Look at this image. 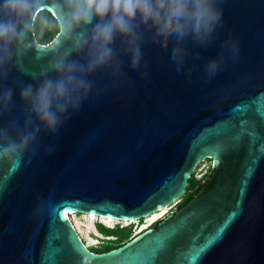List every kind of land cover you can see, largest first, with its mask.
Returning a JSON list of instances; mask_svg holds the SVG:
<instances>
[{"label": "water", "instance_id": "obj_1", "mask_svg": "<svg viewBox=\"0 0 264 264\" xmlns=\"http://www.w3.org/2000/svg\"><path fill=\"white\" fill-rule=\"evenodd\" d=\"M42 6L56 14L53 0ZM223 7L216 40L189 39L194 54L179 71L174 39L155 30L158 14L149 13L135 67L123 57L119 80L103 69L92 74L93 92L56 134L41 131L35 154L0 159V264H264V0H224ZM229 36L239 55L226 50L209 79L207 62ZM51 57L35 47L13 57L0 88L13 89L14 108L0 125H23L21 87L42 80ZM207 158L215 174L206 189L117 248L92 251L65 218L67 210L146 218L180 201Z\"/></svg>", "mask_w": 264, "mask_h": 264}, {"label": "clouds", "instance_id": "obj_2", "mask_svg": "<svg viewBox=\"0 0 264 264\" xmlns=\"http://www.w3.org/2000/svg\"><path fill=\"white\" fill-rule=\"evenodd\" d=\"M56 14H44L43 0H0V80L7 76L10 62L27 49L35 47L45 54L52 52L43 77L35 85L21 87L25 119L0 125V159L20 162L35 152L41 131L52 135L63 126L70 114L78 111L93 92L94 81L89 77L103 69L113 80L125 74V60L135 67L136 58L145 54L148 40V14H158L154 28L174 39L171 59L177 71L194 54L189 39L197 46L210 45L223 24L224 0H53ZM94 17L99 21L93 25ZM82 25H93L90 29ZM55 27L54 44L42 43L38 36ZM31 34L34 39H29ZM120 37L119 48L115 42ZM238 57L236 37L229 36L219 53L206 65L208 78L220 70L225 51ZM84 57L73 59L72 53ZM195 54H198L195 53ZM55 73V75H49ZM191 75V70L187 73ZM13 89L0 88V120L13 112ZM51 150V145L46 146Z\"/></svg>", "mask_w": 264, "mask_h": 264}, {"label": "trees", "instance_id": "obj_3", "mask_svg": "<svg viewBox=\"0 0 264 264\" xmlns=\"http://www.w3.org/2000/svg\"><path fill=\"white\" fill-rule=\"evenodd\" d=\"M46 16L49 18H52L54 15L51 13V11L47 10L44 12ZM57 35V31L55 27H49L44 30L42 34L38 36V40L42 43H48L50 42L55 36ZM211 160L212 159L208 158ZM204 177H198V173L193 172L192 177L189 179V185L187 187L186 192L182 196L181 200L177 203L176 206L178 208H182L185 206L198 192L199 189L203 186L204 183ZM145 218L139 219V223H143V220ZM162 218H159L155 220L150 227H156L159 223V221ZM139 223L135 224L134 222H131L129 224H123V223H117L114 226L106 225L103 222H97V230L102 235L101 238H99V243L90 245L89 248L94 252H105L109 251L111 249L117 248L126 242L130 241L132 238H134L136 235H138L140 232H136L137 228L139 227Z\"/></svg>", "mask_w": 264, "mask_h": 264}, {"label": "rangeland", "instance_id": "obj_4", "mask_svg": "<svg viewBox=\"0 0 264 264\" xmlns=\"http://www.w3.org/2000/svg\"><path fill=\"white\" fill-rule=\"evenodd\" d=\"M211 160L210 159H204L202 160L199 165L197 166V169L195 170L196 173H198V177H202L204 174H202L201 172L203 171V169L206 167V165H211ZM213 165V164H212ZM169 211L171 212L170 209H168V207H166V211H164L163 213H161L162 211L153 213L152 215L146 217L143 220V223H139L138 220H133V221H118L116 219L113 220H107L106 218H104L103 216H97L95 215L94 217H90V215L84 214V213H73L71 215V219L73 220V222L76 224L78 230L80 231L82 237L84 238L86 244L88 246L90 245H94L99 243V238L102 237V235L98 232L97 230V222H103L106 225L109 226H114L117 223H123V224H129L131 222H134L135 224L139 223V227L137 228L136 232H142L143 230L149 228L151 226V224L157 220L159 217L161 216H165L166 214L169 213ZM99 237V238H98Z\"/></svg>", "mask_w": 264, "mask_h": 264}, {"label": "flooded vegetation", "instance_id": "obj_5", "mask_svg": "<svg viewBox=\"0 0 264 264\" xmlns=\"http://www.w3.org/2000/svg\"><path fill=\"white\" fill-rule=\"evenodd\" d=\"M208 159V158H207ZM204 177V183H203V186L199 189V192L201 190H205L206 189V184L207 183H210L212 181V179L214 178V174H215V168L213 167V165H206V167L203 169V171L201 172ZM178 209V206H176L174 209H172L171 211L173 210H176Z\"/></svg>", "mask_w": 264, "mask_h": 264}, {"label": "snow or ice", "instance_id": "obj_6", "mask_svg": "<svg viewBox=\"0 0 264 264\" xmlns=\"http://www.w3.org/2000/svg\"><path fill=\"white\" fill-rule=\"evenodd\" d=\"M14 167H15V165H14ZM64 215H65V218H67V213H66V212L64 213ZM211 242H212V241H208L209 244H210ZM201 251H202V250H201L200 248L194 249V250H193V253H192V259L195 260V259L198 257V255L200 254Z\"/></svg>", "mask_w": 264, "mask_h": 264}, {"label": "bare ground", "instance_id": "obj_7", "mask_svg": "<svg viewBox=\"0 0 264 264\" xmlns=\"http://www.w3.org/2000/svg\"><path fill=\"white\" fill-rule=\"evenodd\" d=\"M162 212L161 213H163L164 211H166V207L165 208H163L162 210H161ZM66 213H67V217L68 218H70L71 219V215L73 214L72 212H70V211H65ZM158 212V211H157ZM156 213V212H155ZM95 215L94 214H92V215H90V217L92 218V217H94ZM107 220H113V218H111V217H108V218H106Z\"/></svg>", "mask_w": 264, "mask_h": 264}, {"label": "built area", "instance_id": "obj_8", "mask_svg": "<svg viewBox=\"0 0 264 264\" xmlns=\"http://www.w3.org/2000/svg\"><path fill=\"white\" fill-rule=\"evenodd\" d=\"M178 202H179V201H177V202H175L174 204L168 206V209H170V210L174 209V208L176 207V205H177ZM159 211H161V210H159ZM159 211H158V212H159ZM169 212H170V211H169ZM164 213H165V212H164ZM164 213H163V214H164ZM163 217H164V216H161V217H159V218H163ZM159 218H158V219H159Z\"/></svg>", "mask_w": 264, "mask_h": 264}]
</instances>
